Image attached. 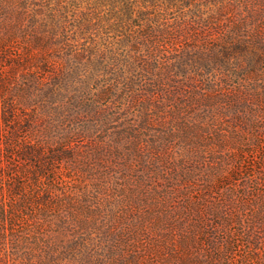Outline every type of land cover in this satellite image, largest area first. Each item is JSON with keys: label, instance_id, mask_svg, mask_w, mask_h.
Segmentation results:
<instances>
[{"label": "rangeland", "instance_id": "obj_1", "mask_svg": "<svg viewBox=\"0 0 264 264\" xmlns=\"http://www.w3.org/2000/svg\"><path fill=\"white\" fill-rule=\"evenodd\" d=\"M67 1L83 16L96 10ZM181 1L148 13L167 17V44L137 59L148 83L131 109L140 128L102 122L71 163L90 192L77 203L84 242L43 222L21 234L17 257L8 235L0 264H77L73 253L79 264H264V0H214L202 17L205 0Z\"/></svg>", "mask_w": 264, "mask_h": 264}, {"label": "trees", "instance_id": "obj_2", "mask_svg": "<svg viewBox=\"0 0 264 264\" xmlns=\"http://www.w3.org/2000/svg\"><path fill=\"white\" fill-rule=\"evenodd\" d=\"M117 1L94 0L91 16L67 0L0 8V244L12 236L16 257L21 234L31 237L47 221H58L64 235L69 231L75 247L84 242L75 235L77 203H88L90 192L71 163L90 152L86 140L98 143L102 122L140 128L131 109L148 83L137 59L150 56L155 44L166 46L167 17L161 29L160 16L148 13L167 9V0H143L138 7ZM212 1L198 3L197 17ZM102 6H108L103 17ZM101 82L103 90L92 93ZM120 85L126 91L119 94ZM75 257L73 263L83 261Z\"/></svg>", "mask_w": 264, "mask_h": 264}]
</instances>
